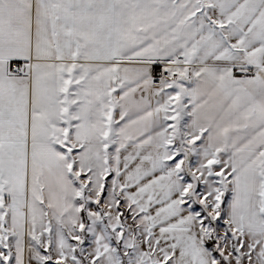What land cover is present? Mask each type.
I'll use <instances>...</instances> for the list:
<instances>
[{
  "label": "snow or ice",
  "instance_id": "6c2138e0",
  "mask_svg": "<svg viewBox=\"0 0 264 264\" xmlns=\"http://www.w3.org/2000/svg\"><path fill=\"white\" fill-rule=\"evenodd\" d=\"M0 264H264V0H0Z\"/></svg>",
  "mask_w": 264,
  "mask_h": 264
}]
</instances>
